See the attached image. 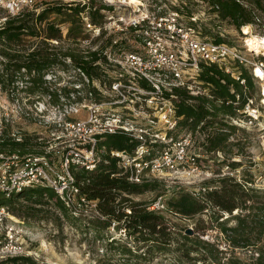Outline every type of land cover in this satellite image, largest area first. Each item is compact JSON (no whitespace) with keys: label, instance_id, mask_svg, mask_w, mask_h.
I'll use <instances>...</instances> for the list:
<instances>
[{"label":"rangeland","instance_id":"rangeland-1","mask_svg":"<svg viewBox=\"0 0 264 264\" xmlns=\"http://www.w3.org/2000/svg\"><path fill=\"white\" fill-rule=\"evenodd\" d=\"M130 1L139 5L142 3L143 11L148 9L157 14L179 11L184 15L185 23L193 25L197 31L201 32L202 36L208 39L220 35L225 39L224 42L242 45L246 38L243 36L242 29L244 28L238 29L230 24L229 20H222L219 15L210 10L208 3L203 0ZM96 5L100 6L102 3L99 2ZM117 11L124 13V9ZM126 13L124 14L128 16L134 14L133 11L129 12V9ZM257 14L259 19L247 25L250 26V34L246 38V43L253 35L264 36V12L257 11ZM68 16L66 13H53L48 19L59 24L62 38L50 40L53 44L50 51L58 55V63L53 70L44 75L43 84L32 85L29 76L13 75L14 72L5 66V59L0 54V135L7 133L18 139L23 136H32L35 141L40 143L37 149L44 151L42 154H50L53 161H59L69 144L73 145L74 139H77L73 132L66 130L67 123L86 120L90 116L89 107L91 105L113 100L114 93L110 90V85L114 82L119 69V67H113L112 64L100 60L104 71L98 78H91L87 73L78 70L71 58L63 56V51L72 49L78 54L87 55L89 51L100 49L103 52L114 53V51H118V47H111L115 39L119 41L118 46H122L121 41L124 46L133 43L132 37L128 33L106 31L97 35L96 32L87 30L83 23L80 37L74 39L73 36L68 35V28L71 25L67 20ZM5 17H8L7 13L0 9V20ZM99 18L100 16L95 15V19ZM192 18H195L196 21ZM101 20L103 21V19ZM205 31H209L208 34ZM40 41V38L24 37L18 45V49L29 53L39 46ZM1 47L0 44V49H2ZM231 65L235 67L236 74L242 68L235 62ZM244 69L250 75L249 71ZM30 87L36 92H30L32 89ZM64 88L70 89L71 94L70 96L62 94L58 104L53 102L54 99L50 98L48 94L40 92L61 90L58 92L60 94L64 93ZM245 91L253 99L252 107L256 111L253 113L257 114L258 118L249 123L247 122L249 114L241 110L236 116L242 119L238 120L239 124H234L230 119V124L235 126V130L231 133L232 146L228 147L227 155L222 151L206 152L205 141L208 133L212 131L211 127L198 128L192 132L186 127L184 129H166L162 123H159L157 126L164 133H168V138L164 143H153L158 145L152 147L151 158L158 157L168 150L175 154L178 150L177 143L188 133H192L188 155L194 154L198 160L194 164L192 161H185L178 169L169 167L151 173L147 176L148 180L157 179L161 182L157 190L133 196V199L149 203V206L157 200H161L165 204V209L156 211L165 216L168 225L177 235L189 234L187 229L192 228L194 233L189 235L200 234L202 239L213 241L224 249H227V241L216 228L199 231L200 233L195 232L198 222L201 220H203L201 225L204 224L206 227L214 224L210 218L214 208H209L203 214L190 218L173 212L168 202L173 195L181 191H189L195 196H200L206 191L205 188L219 186L218 179L224 176H232L241 182L251 181L252 183L249 185L261 189L259 194L264 200V106L260 100V85L254 79V85L251 88H246ZM76 107H79V110H76ZM108 108L107 105H104L101 114L108 112ZM117 110H121V107L117 106ZM15 205L9 206L10 214L14 217L10 219L27 236L25 248L28 255L24 256L31 257L39 264H95L98 257L107 251H118L116 246H110L107 242V239L113 237L120 238L122 242L128 243L135 250L137 248L134 237L128 235L122 223L116 222L110 227H103L96 220L93 225L86 226L83 221L65 218L54 198L50 199L47 204H37L32 200L21 198L16 200ZM33 207L40 210H32ZM93 215L94 217H86L105 219L96 217L94 212ZM227 216L228 214H226ZM230 225H235V222H231ZM262 242H264V238ZM176 247H178L177 242L173 243L167 252H156L153 261L148 264H200L181 259V253ZM235 252L243 259H249L253 254H256L254 248H238Z\"/></svg>","mask_w":264,"mask_h":264},{"label":"trees","instance_id":"trees-1","mask_svg":"<svg viewBox=\"0 0 264 264\" xmlns=\"http://www.w3.org/2000/svg\"><path fill=\"white\" fill-rule=\"evenodd\" d=\"M208 3L210 10L219 15L222 20H229L238 29L244 28L259 19L257 11L264 12V0H203ZM97 11V10H96ZM53 13H66L71 25L68 35L74 39L81 34V16L79 8H65L61 6H47L44 10L24 12L22 15L12 16L0 27V54L5 59V66L11 68L13 75L29 76L32 85L43 84L44 75L53 70L58 63V55L50 51L53 44L50 40L62 38L59 24L48 19ZM100 16L99 12H95ZM94 21H99L95 19ZM243 31V29H242ZM209 31H205L208 34ZM245 31H243V36ZM40 38L39 46L29 53L18 49L24 37ZM213 40L224 42L225 39L216 35ZM43 46V47H42ZM105 52V51H104ZM102 50L89 51L87 55L78 54L72 49L63 51V56L74 61L75 67L87 73L91 78L100 75L104 68L100 60L105 61ZM28 54V55H26ZM106 62V61H105ZM240 78L246 79V85L237 78L216 66H205L200 78L210 86L213 97L191 96L183 88H177L173 94L176 113L180 118L176 128L185 127L192 132L198 128L211 127L212 131L206 138V152H226L232 146L231 133L235 126L230 124V118L238 115V109H244L250 96L245 89L254 85V77L248 74L244 67L240 70ZM34 73V75H32ZM31 75V76H30ZM32 88V87H30ZM61 91V90H60ZM55 91H40L53 98V102L60 103L61 95L70 96L71 90L64 88V93ZM30 92H36L30 89ZM92 93V92H91ZM238 95L240 98L238 99ZM54 96V97H53ZM34 137L23 136L18 139L7 133L0 135V153L20 156L42 154L37 149ZM139 141L127 132L115 134H99L95 147L100 161L94 170L71 164V173L81 194L97 204L102 218H87L77 215L72 208L59 197L53 188L43 185L25 187L16 190L7 197L0 194V206H16V200L21 198L32 200L37 204H47L54 198L57 207L65 218L83 221L86 226L93 225L98 220L99 225L110 227L113 223H122L123 228L137 243L136 250L119 238H109L110 246H116L118 251L99 256L95 264H148L153 261L156 252H167L173 243L177 242L181 259L200 264H264V200L260 196L261 189L251 187V181L241 182L232 176L219 177L220 184L214 188H205L200 196L189 191H181L173 195L168 202L170 209L180 215L190 218L203 214L209 208L211 213L209 227L198 222L195 232L216 228L227 241L226 248H220L213 241L202 239L200 234L177 235L168 225L164 215L156 210L148 209L149 203H143L133 196L148 191H155L160 183L157 179L145 180L141 183L131 182L129 173L119 166V158L112 155V151L126 150L132 152ZM158 144H152V147ZM228 152H226V155ZM50 155V154H49ZM47 154V156L49 157ZM235 165V164H233ZM217 181V180H216ZM162 195V194H160ZM47 200L45 201V198ZM151 204V203H150ZM16 209V207H14ZM32 210H40L37 207ZM226 214L228 216L226 217ZM235 222V225H230ZM207 228V229H206ZM179 236V237H177ZM238 248H254L256 254L249 259L236 255ZM0 264H39L31 257L17 256L0 260Z\"/></svg>","mask_w":264,"mask_h":264},{"label":"built area","instance_id":"built-area-1","mask_svg":"<svg viewBox=\"0 0 264 264\" xmlns=\"http://www.w3.org/2000/svg\"><path fill=\"white\" fill-rule=\"evenodd\" d=\"M99 2L102 5L97 6ZM47 6L79 8L78 14L87 30L97 35L106 31L128 33L133 43L124 46L121 41L122 46H118L119 41L115 39L111 47H118V51L105 52L106 63L119 67L110 85L113 100L91 105L88 119L67 123L66 130L73 132L77 139L73 145L69 144L59 161H53L47 154L0 153V194L9 197L16 190L43 185L53 188L77 215L94 217V212L96 217H101L97 204L81 194L70 167L74 164L96 169L100 161L95 149L99 134L123 131L139 141L132 152L112 151V155L119 158V166L129 173L131 182L141 183L148 180L151 173L169 167L178 169L185 161L194 164L197 156L188 155L192 133L177 143L175 154L168 150L151 158V149L153 143H164L168 138V133L157 126L159 123L166 129L178 125L175 89L185 88L194 97H213L210 86L200 78L205 66L217 65L244 85L246 79L240 78L241 72L236 74L231 64L235 62L246 68L260 85V100L264 106V47L260 52L252 50L246 43L247 33L242 45L215 42L202 36L193 25L185 23L184 15L179 11L164 14L148 9L143 11L142 3L139 5L130 0H0V9L8 16L0 20V27L12 16L28 11L39 13ZM118 9H124L125 14L129 9L134 14L128 16L119 13ZM96 10L100 13L99 21L93 20ZM262 38L264 40V36ZM252 104L253 99L249 98L244 109L237 110L249 114V123L258 118ZM104 105L109 107L108 112L101 114ZM117 106L121 110H117ZM230 119L234 124L242 120L236 116ZM148 209L162 210L165 204L157 200ZM10 218L14 217L9 207L0 206V259L28 255L25 248L27 236Z\"/></svg>","mask_w":264,"mask_h":264},{"label":"bare ground","instance_id":"bare-ground-1","mask_svg":"<svg viewBox=\"0 0 264 264\" xmlns=\"http://www.w3.org/2000/svg\"><path fill=\"white\" fill-rule=\"evenodd\" d=\"M244 31L247 34H250V26H244ZM247 43L249 44V46L251 47L252 50L255 49L257 52H260L261 49L264 47V40H263V38L262 37H259L257 35H253L250 38V40L247 41Z\"/></svg>","mask_w":264,"mask_h":264},{"label":"water","instance_id":"water-1","mask_svg":"<svg viewBox=\"0 0 264 264\" xmlns=\"http://www.w3.org/2000/svg\"><path fill=\"white\" fill-rule=\"evenodd\" d=\"M187 232H188L189 234H193V233H194L192 228L187 229Z\"/></svg>","mask_w":264,"mask_h":264}]
</instances>
